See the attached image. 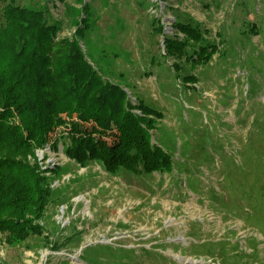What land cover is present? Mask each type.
<instances>
[{"label":"rangeland","instance_id":"rangeland-1","mask_svg":"<svg viewBox=\"0 0 264 264\" xmlns=\"http://www.w3.org/2000/svg\"><path fill=\"white\" fill-rule=\"evenodd\" d=\"M18 1L48 10L60 37L86 31L80 45L104 79L133 105L162 111L152 139L175 164L151 175L83 167L65 154L60 139L69 128L58 126L27 157L53 190L37 220L49 241L31 236L10 245L0 232V264H105L108 256L116 264H264V30L248 46L241 42L246 23L264 24V0ZM177 21L209 37L225 33L221 49L254 51L241 49V60L223 67L216 55L194 70L201 74L195 93L163 75L174 61L166 40L186 38L174 30Z\"/></svg>","mask_w":264,"mask_h":264},{"label":"trees","instance_id":"trees-1","mask_svg":"<svg viewBox=\"0 0 264 264\" xmlns=\"http://www.w3.org/2000/svg\"><path fill=\"white\" fill-rule=\"evenodd\" d=\"M263 25L262 20L246 23L241 42L251 44L252 35L263 34ZM174 30L186 38L166 40L167 57L174 61L167 68L171 73L163 75L198 94L195 85L201 74L194 70L208 66L216 55V66L223 67L240 61L241 49L254 51L253 45L221 49L228 43L225 33L209 37L190 23L177 21ZM58 32L48 10L0 0V232L10 245L44 236L37 220L43 218L53 190L49 178L27 157L49 143L60 125L69 128L60 139L65 154L80 166L98 162L111 174L125 170L151 175L172 170L175 164L170 149L152 139L162 111L142 102L133 105L120 85L104 79L80 45L86 31L73 37ZM156 67L164 70L162 64ZM54 144L58 147V139ZM113 251L109 246L103 252ZM108 258L105 264L122 263Z\"/></svg>","mask_w":264,"mask_h":264}]
</instances>
